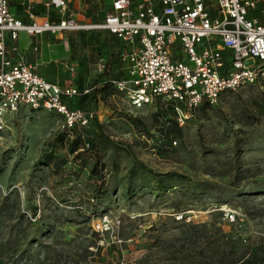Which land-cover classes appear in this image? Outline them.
<instances>
[{"label": "rangeland", "instance_id": "rangeland-1", "mask_svg": "<svg viewBox=\"0 0 264 264\" xmlns=\"http://www.w3.org/2000/svg\"><path fill=\"white\" fill-rule=\"evenodd\" d=\"M75 40L49 38L36 71L87 91L71 107L91 113L90 123L68 133L58 116L19 110L0 132V264H230L251 250L264 264V63L255 84L178 125L170 107L135 112L112 87L102 101L119 65L95 73L106 41ZM74 138L84 144L76 159L67 151ZM95 162L103 186L90 174Z\"/></svg>", "mask_w": 264, "mask_h": 264}, {"label": "built area", "instance_id": "built-area-1", "mask_svg": "<svg viewBox=\"0 0 264 264\" xmlns=\"http://www.w3.org/2000/svg\"><path fill=\"white\" fill-rule=\"evenodd\" d=\"M67 1L0 0V132L19 110L58 116L59 128L68 133L92 120L91 113L68 106L78 90L36 73L18 47L21 34L64 35L65 47L69 34L114 37L122 44L120 74L110 84L135 112L156 103L172 108L178 125L203 103L213 106L223 93L253 85L263 74L256 62L264 63V0H96L103 3L95 15L100 19L81 21ZM39 48L31 44L28 51ZM104 70L105 64H96L95 73ZM220 211L227 223L242 228L234 210Z\"/></svg>", "mask_w": 264, "mask_h": 264}, {"label": "crops", "instance_id": "crops-1", "mask_svg": "<svg viewBox=\"0 0 264 264\" xmlns=\"http://www.w3.org/2000/svg\"><path fill=\"white\" fill-rule=\"evenodd\" d=\"M67 3H68V5H69L71 11L74 13V18H75L76 20H78V21H81V20H83V19H86V20H87L88 18H90V16H91L92 14H93V15H96L97 13H100V12H97V13H96V10H97L96 3L99 4V6H98L99 11L102 10V6H103V3H102V2H98V1H96V0H68ZM74 6H75L76 8H75ZM78 7H79V9H80V8H82V9L78 10ZM76 9H77V10H76ZM85 17H86V18H85ZM80 35L92 36V37H95V36H98V35H99V36H102V37L104 38V41H106L104 51L107 52V53L105 54L104 57L107 58V59L105 60V65H106V63H109V66L111 67V66L113 65V61H114V60H116L117 64L119 65L118 60H117V55H118L119 51L122 49V44H121L120 41L116 40V39H115L114 37H112V36H108V35H106V34H102V33H95V34H87V33L69 34V35H68V38H69V40L71 41V43L73 44V43L76 41L75 39H76L78 36H80ZM63 36H64V35H58V36H47V35H43V36H41V37H39V38L32 39L33 42H31V39H29V38H27L25 35L21 34V35H19V38H18V47H19V49H20L21 51L25 52V54H26V60L34 65V67H35V71H36V67H37L38 65H41V64H42L41 58H39V56H40V51L42 50L43 46H44L45 48L48 47V45H47V40H49V38H54V39H57V40L60 41V40H63V39H64ZM22 37H23L24 40H25L24 45H22V43L20 42L21 39H22ZM44 42H45V43H44ZM109 42H111L110 45H111V44H118V46H119V47H117V49L114 51V53H116L115 58H114L112 55H110V52H109V54H108V50H109V49H108ZM36 43H39L40 48H39V50H38V53L33 54L32 52H29L28 49H29V47H30L31 44H36ZM113 67H114V66H113ZM119 68H120V65H119V67L116 69V71L118 72V75L120 74L119 71H118ZM36 73H37V71H36ZM38 75H40V74H38ZM40 76L43 77L42 75H40ZM118 77H119V76H118ZM43 78H44V77H43ZM44 79H45L48 83H51V82H49L46 78H44ZM106 80H108V79H106ZM51 84H55V83H51ZM55 85H57V84H55ZM69 86H71V87H73V88H75V89L77 90V87L74 86V85H71V84H67V85H64V86H62V87H69ZM59 87H60V86H59ZM84 103H85V102H83V104H84Z\"/></svg>", "mask_w": 264, "mask_h": 264}, {"label": "trees", "instance_id": "trees-1", "mask_svg": "<svg viewBox=\"0 0 264 264\" xmlns=\"http://www.w3.org/2000/svg\"><path fill=\"white\" fill-rule=\"evenodd\" d=\"M105 71V70H104ZM103 71V72H104ZM102 72V73H103ZM111 79H108V80H105L104 82H103V86H102V88H101V90H100V94L102 95V101H105L106 100V97H107V95L109 94V90L111 89V87L113 88V86L110 84V81ZM110 87V89H108ZM86 94L87 93H80L79 92V95L78 96H76L74 99H72L71 101H69L68 102V106L70 107V108H73V107H71V105L73 104V102H74V100H76V98H77V102L78 101H86ZM203 104H205V105H208L207 103H203ZM202 104V105H203ZM156 105L158 106L159 105V103H156ZM201 106V105H200ZM199 106V107H200ZM208 106H210V105H208ZM170 112L172 113V115H173V117H174V113H173V111H172V108H170ZM194 112H195V110L191 113V119L193 118V116H194ZM174 119H175V117H174ZM190 119V120H191ZM190 120H188V121H190ZM176 121V120H175ZM177 123V122H176ZM83 147H84V144H80V142H79V140L78 139H76V138H74L73 140H71L70 142H69V144H68V146H67V151H68V153L69 154H73L74 156V158L76 159V158H78L80 155H82L81 153H83L84 152V150H83ZM103 165L102 164H100V163H98V162H95V163H93V166H92V168H91V170H90V174H91V176L92 177H95L96 178V180H97V183H98V185L99 186H103L104 184H105V177H104V175L102 174V171H103ZM100 193L101 192H96L95 193V195H93V196H95V198H97V197H99V195H100ZM92 201H93V199H92ZM230 264H263V260H259L258 258H257V255H256V253L254 252V251H249V252H244V253H241V254H239L236 258H235V260L234 261H232Z\"/></svg>", "mask_w": 264, "mask_h": 264}]
</instances>
